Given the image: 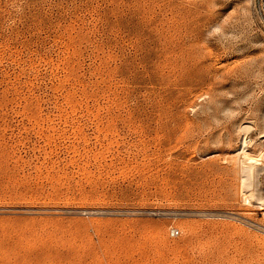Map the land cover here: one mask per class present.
Returning a JSON list of instances; mask_svg holds the SVG:
<instances>
[{
	"label": "rangeland",
	"instance_id": "374dc122",
	"mask_svg": "<svg viewBox=\"0 0 264 264\" xmlns=\"http://www.w3.org/2000/svg\"><path fill=\"white\" fill-rule=\"evenodd\" d=\"M252 2L0 0V264H264Z\"/></svg>",
	"mask_w": 264,
	"mask_h": 264
},
{
	"label": "bare ground",
	"instance_id": "6f19581e",
	"mask_svg": "<svg viewBox=\"0 0 264 264\" xmlns=\"http://www.w3.org/2000/svg\"><path fill=\"white\" fill-rule=\"evenodd\" d=\"M255 138V137H254ZM248 155V153L246 152V151H239L238 152V155H237V159H240L242 162L241 163H243V166L242 167H244V174H243V172H242V175H243V195H244V197L245 198H247V200H249V201H251V200H253L252 198H256L257 196H258V194L256 193V192H254L253 190L251 191V189H250V187L249 188H247L246 187V185L250 182H252L253 183V179L254 180H256L255 178H253L252 179V176H254V174H256V178H257V173H261L260 171V165H259V168H257V166H256V163L255 162H257V160L255 161L254 159H252V158H249L250 156H247ZM247 156V157H246ZM260 161H258V163H259ZM260 164V163H259ZM263 164V163H262ZM264 165V164H263ZM263 165H262V167L261 168H263ZM263 171V170H262ZM263 173V172H262ZM255 177V176H254ZM252 179V180H251ZM258 181V180H257ZM256 181V182H257ZM251 183V185H253ZM264 184V183H263ZM250 185V186H251ZM255 185V184H254ZM262 186V185H261ZM263 189V188H262ZM257 199V198H256ZM246 200V199H245ZM246 200V201H247Z\"/></svg>",
	"mask_w": 264,
	"mask_h": 264
},
{
	"label": "built area",
	"instance_id": "2783aa9c",
	"mask_svg": "<svg viewBox=\"0 0 264 264\" xmlns=\"http://www.w3.org/2000/svg\"><path fill=\"white\" fill-rule=\"evenodd\" d=\"M252 6L254 11L257 13V15L260 17L262 22L264 23V0H253ZM172 236H177L179 234L178 229L171 230Z\"/></svg>",
	"mask_w": 264,
	"mask_h": 264
}]
</instances>
